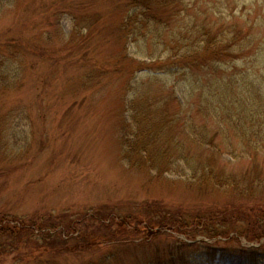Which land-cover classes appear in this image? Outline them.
I'll return each instance as SVG.
<instances>
[{"label": "rangeland", "instance_id": "rangeland-1", "mask_svg": "<svg viewBox=\"0 0 264 264\" xmlns=\"http://www.w3.org/2000/svg\"><path fill=\"white\" fill-rule=\"evenodd\" d=\"M198 1L197 6L189 2L186 12L174 19L177 29L199 15L203 3L217 8L220 2ZM235 1V15H242L244 28H253L248 37L253 43L244 56L201 69L177 68L176 75H169L158 69L135 74L134 64L124 60L120 27L131 12L126 0H0V217L32 227L38 235L20 242L0 237L6 250L15 248L0 264L251 263L254 243L243 235L253 231L257 216L253 219L248 207L264 206V196L246 199L225 189L198 191L176 176L154 178L122 160L121 129L127 102L134 97L131 83L142 94L160 87L165 96L183 86V98L194 109L208 85L229 78L237 99H247L253 106L250 113L263 121L264 134V0ZM156 44L149 41L143 55L135 45L131 48L137 59H163L167 51ZM250 84L262 101L255 99ZM171 105L173 112H181ZM231 140L235 144L238 138ZM234 154L235 160L221 154L217 166L228 173H248L241 150ZM146 206L177 218L180 233L161 230L147 239L132 234H143L146 222L133 226L129 217L143 214ZM197 215L204 221L191 228ZM108 216L114 221L105 231L111 241L84 248L83 235L104 233L99 224ZM257 221L264 225L263 217ZM40 223L47 229H37ZM46 232L53 235V245L40 235ZM185 232L211 238L195 246L188 244ZM222 232L237 240L216 242L214 236ZM42 245L45 250L29 255L32 247ZM256 258L264 264V247Z\"/></svg>", "mask_w": 264, "mask_h": 264}, {"label": "trees", "instance_id": "trees-1", "mask_svg": "<svg viewBox=\"0 0 264 264\" xmlns=\"http://www.w3.org/2000/svg\"><path fill=\"white\" fill-rule=\"evenodd\" d=\"M189 2L197 6L199 1L126 0V7L131 12L121 23L120 33L126 44L124 60L134 64L135 74L158 69L168 72L169 75H176L177 68L201 69L205 64L221 62L226 57L233 59L242 57L251 47L253 39L248 37L249 31L253 28L250 26L244 28L245 23L241 21L245 20L242 19V15H235L237 1L220 0L217 8L213 4L206 6L203 3V6H199L200 14H194L184 29H177L174 26L176 23L174 19L186 12ZM180 7L182 8L179 9ZM89 21L94 23L92 19ZM63 23L66 21L63 20ZM149 41H155L156 46L160 45L167 51L163 59L158 56L156 58L149 56V60L146 61L140 57L136 58L131 47L135 45L139 53L143 55ZM230 81L232 80L222 77L218 81L215 79L208 85L207 91L200 95L201 101L194 109L191 103L183 98L185 94L183 86H177L165 96L162 95L163 91L160 87L142 94L141 87H135V83L129 84L134 97L127 102L125 125L121 129L122 160L133 169L149 172L154 178L166 175L176 176L189 188L198 191L210 192L225 189L241 198L254 199L256 195L263 197V121L260 122L258 118H255L258 114L250 113L253 106L247 102V99H237L238 96ZM203 85L197 83L196 87ZM250 85L255 99L262 101L260 92L253 84ZM150 87L154 88L153 82L150 83ZM172 103L177 104L181 112H173ZM197 117L200 118L199 121ZM232 136L238 138L235 144L232 143ZM237 150H241L246 157L248 173L242 172L240 175L228 173L217 166L221 154L225 153L229 159L235 160L237 156L234 153ZM258 205L248 207L253 213L252 218L257 217L251 225L253 231L243 235L247 242L254 243L250 248V256L253 260L250 264H259L256 258L257 251L264 247V240H262L264 225H259L257 221L259 217L264 218V214L258 216L264 213V206ZM145 208L143 214L129 217L133 221L129 224L133 226H141V223L146 222L143 234L138 235L136 230L132 234L147 239L159 234L161 230L180 231L179 223L176 222L177 218H168L169 213L162 212L157 207L146 206ZM143 217L145 221L142 220ZM111 221H113L111 216L100 221L99 232L104 233L96 232L90 237L84 234L83 247H94L101 240L110 242L112 236L105 231L110 229L108 224ZM203 221L201 215H197L192 217L189 226L192 228L196 222L199 227ZM9 223L0 217V226L3 227H0L2 239L20 242L23 238L33 240L32 237L38 236L34 234L32 227L25 228L23 224L10 223L9 225ZM232 224L234 223H225V225ZM122 227L125 228L124 225ZM182 227L185 229L186 226ZM37 229L44 230L47 227H43L40 223ZM216 231L212 230V234L217 233ZM97 233L99 235H96ZM40 235L46 236L53 245L52 234L46 232ZM184 235L186 241L191 242L188 244L195 246L201 243L206 244L211 238V235H194L193 232H185ZM234 236L232 233L228 236L222 232L214 237L216 242L236 241L237 238ZM40 241L43 240H39V243ZM32 248L33 252L29 254L30 256L38 255L39 250H45L44 245ZM14 250L15 248L6 250L0 243V261ZM179 259L182 262V256Z\"/></svg>", "mask_w": 264, "mask_h": 264}]
</instances>
